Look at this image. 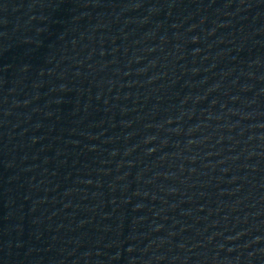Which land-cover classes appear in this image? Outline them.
Wrapping results in <instances>:
<instances>
[{
	"label": "water",
	"instance_id": "obj_1",
	"mask_svg": "<svg viewBox=\"0 0 264 264\" xmlns=\"http://www.w3.org/2000/svg\"><path fill=\"white\" fill-rule=\"evenodd\" d=\"M0 264H264V0H0Z\"/></svg>",
	"mask_w": 264,
	"mask_h": 264
}]
</instances>
